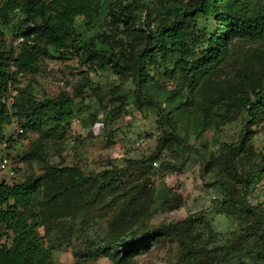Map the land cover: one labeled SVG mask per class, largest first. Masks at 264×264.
Wrapping results in <instances>:
<instances>
[{"label":"trees","instance_id":"obj_1","mask_svg":"<svg viewBox=\"0 0 264 264\" xmlns=\"http://www.w3.org/2000/svg\"><path fill=\"white\" fill-rule=\"evenodd\" d=\"M243 43L254 45V59L239 66L228 82L232 90L220 95L221 87L211 88L212 78L239 61ZM42 60L76 62L86 75L109 69L120 83L92 89L95 99L111 120L129 104L143 117L153 111L161 133L152 153L97 173L52 165L45 145L65 141L78 107L66 92L37 98L19 87V77L32 74ZM11 90L16 93L10 97ZM237 119L236 141L217 149L190 144V137H216ZM13 120L24 134L36 135L14 158L25 166L36 161L40 173L0 180V264H55V249L75 248L76 239L82 247L74 258L83 261L105 257L133 264L137 255L176 242L174 264L200 263L205 251L198 249L216 237L211 222L200 215L150 226L155 191L147 178L126 180L149 169L165 150L197 156L203 185L219 194L214 214L238 224L216 247L220 254L203 264H264L263 204L249 202L264 179V155L254 150L248 126L264 120V0H0V147L6 139L12 150L5 129ZM185 162L161 165L174 172ZM92 207L108 215L104 235L81 239L93 228Z\"/></svg>","mask_w":264,"mask_h":264},{"label":"rangeland","instance_id":"obj_2","mask_svg":"<svg viewBox=\"0 0 264 264\" xmlns=\"http://www.w3.org/2000/svg\"><path fill=\"white\" fill-rule=\"evenodd\" d=\"M81 21L82 18L77 19L78 24ZM95 29L96 24L93 21L87 30L92 35V33L95 34ZM98 30L100 29L96 31ZM5 33L6 40L10 43L13 39L11 31L7 27ZM240 47L243 54L239 61L229 62L212 78L211 88L219 89L221 87L220 95L232 90L228 82L237 69H240L239 66L251 63L254 59L249 52L253 49V44L243 43ZM79 71L76 62L67 65L58 64L55 60H42L32 74L19 77V87L31 91L35 97H55L61 92H66L78 107L76 118L71 122V131L65 141L60 144L45 145V158L52 165L77 166L84 173H97L114 167L125 168L130 163L150 155L156 147L161 133L153 111L149 112L148 117H143L129 104L119 118L111 120L109 116H106L108 109L105 110L95 99L92 89L96 87L112 88L114 85L118 86L120 80L109 69L87 75L79 73ZM15 93L14 90H11L10 97ZM10 97L8 105H11ZM92 118L96 119L95 122ZM17 125L19 126L18 121L13 120L11 125L5 129L6 138L11 136L15 145L14 150H4L12 168L15 169L13 179L22 178L29 172L40 173L36 161L31 162L30 166H25L23 162L14 158L15 155L29 149L36 138L35 134L23 133L19 135L14 129ZM248 126L253 132L251 142L254 150L264 155V120ZM240 127L237 119L224 125L216 137L212 136V132H209L208 135L200 139H195L192 136L189 141L198 149L201 148L200 146L217 149L222 144L236 141ZM180 135L183 136V132H180ZM184 158H186L185 165L179 171L173 172L168 170L164 164L161 165L165 161L180 162ZM199 171V160L194 153L186 151L182 155L179 153L176 155L165 150L159 160L152 163L149 169L143 171L142 174L127 175L126 180L130 184L147 178L148 185L155 191L156 199L153 204L155 215L152 219L147 220L150 226L159 223H176L200 215L203 218L205 216V219L211 222L216 237L206 240L204 246L198 249V251L204 250L205 253L198 258L200 263L196 264H203L208 256L220 254V250H217L216 247L237 232L238 224L228 222L214 214L212 201L218 198L219 194L217 189L206 188L203 185ZM1 179H6L7 183L13 181L6 177H1ZM166 201L168 204L165 203ZM249 202L253 205L262 203L264 210V179L254 189L249 197ZM170 205L172 208H169ZM100 214L102 212H99L97 208H90V216H94L93 221L96 224L91 221L90 224L93 225V228L87 230L84 235L80 234L79 238H85L86 234L90 238L104 235L108 215ZM75 226H78V222ZM39 233L41 236L44 234L42 229L39 230ZM79 247L82 246L76 239L75 248ZM75 248L55 249L53 253L55 264H113L105 257L84 261L74 258ZM178 252L179 246L176 242H165L155 246L149 253L137 255L133 264H174L178 259Z\"/></svg>","mask_w":264,"mask_h":264},{"label":"built area","instance_id":"obj_3","mask_svg":"<svg viewBox=\"0 0 264 264\" xmlns=\"http://www.w3.org/2000/svg\"><path fill=\"white\" fill-rule=\"evenodd\" d=\"M14 129L18 134L23 133L22 129L18 128V126H15ZM7 148L8 142L4 140L0 147V180H2L1 177L13 178L15 176V169L12 168L8 156L4 153V150Z\"/></svg>","mask_w":264,"mask_h":264}]
</instances>
